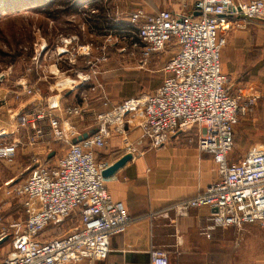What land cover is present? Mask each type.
<instances>
[{
    "label": "built area",
    "instance_id": "1",
    "mask_svg": "<svg viewBox=\"0 0 264 264\" xmlns=\"http://www.w3.org/2000/svg\"><path fill=\"white\" fill-rule=\"evenodd\" d=\"M190 12L133 11L129 22L136 30L135 45L143 46L144 59L170 45L177 51L163 67L162 83L143 99H126L98 115L95 133L78 140L88 130H80L72 120L82 115L90 93L98 92L97 99L108 105L100 84L89 88L88 95L82 92V103L61 106L55 101L13 124L14 133H29L0 144L4 160L12 162L19 147L48 142V135L68 147L53 165L33 157L23 183L9 188L8 194L21 199L25 216L9 222L0 204V241L10 240L0 264H93L106 259L111 236L124 233L133 219L125 204L112 198L103 175L109 166L97 159V152L114 132L128 138L130 128L139 131L151 147L161 146L177 132L194 130L198 149L212 155L215 179L196 196L175 203L178 216L208 207L212 228L230 226L241 231L255 223L264 227V143L255 144L239 161L229 162L234 127L257 95L231 94L221 67L225 33L233 20L263 21L264 0H195ZM87 80L88 75L81 82ZM20 84L28 83L23 79ZM126 150L133 152L132 142H127ZM74 213L78 219L72 229L41 238ZM151 264H169L168 255L154 248Z\"/></svg>",
    "mask_w": 264,
    "mask_h": 264
},
{
    "label": "rangeland",
    "instance_id": "2",
    "mask_svg": "<svg viewBox=\"0 0 264 264\" xmlns=\"http://www.w3.org/2000/svg\"><path fill=\"white\" fill-rule=\"evenodd\" d=\"M57 1L59 4L50 16L39 0H0V144L15 141L21 135L22 131L14 133L13 128L21 116L33 117L67 90L71 94L63 97L69 105L82 103V92L88 95L89 88L97 84L110 95H126L120 103L129 98L143 99L161 84L165 76L163 67L177 46L170 45L144 59L143 46L135 45L138 39L129 22L130 15L137 8L148 13L185 10L195 0H101L95 7L106 5L104 15L118 25L107 35L90 28L89 20L102 13L97 9L92 13L89 6L93 0ZM225 38L221 61L232 89L248 87L252 92L247 91L246 95H257L234 127V145L229 156L232 163L242 159L255 144L264 142V23L253 20L233 25ZM86 75L89 80L81 82ZM23 79L27 85L20 84ZM96 93L89 94L82 115L72 120L80 130L89 132L99 123L101 105L95 99L97 95L93 98ZM91 109L97 113L93 115ZM170 138L193 143L196 135L194 130L180 131ZM47 141L57 158L68 147V143L54 141L50 135ZM104 155L103 148L99 149L97 159ZM15 163L16 159L9 162L0 158V204L12 213L21 211V199L8 194V190L26 178L17 172ZM77 219L78 214H72L55 233L69 231ZM9 248L8 239L0 244V260L7 256Z\"/></svg>",
    "mask_w": 264,
    "mask_h": 264
},
{
    "label": "crops",
    "instance_id": "3",
    "mask_svg": "<svg viewBox=\"0 0 264 264\" xmlns=\"http://www.w3.org/2000/svg\"><path fill=\"white\" fill-rule=\"evenodd\" d=\"M190 9L172 11L190 15ZM244 22L247 21L243 18H235L232 26ZM221 67L224 72L222 61ZM224 73L229 78L231 94L252 92V88L243 86L233 88L234 91L230 76ZM65 92L56 97L61 106L69 105L63 96L71 91ZM96 95L99 93L93 94V98ZM112 95L108 105L95 98L101 105L98 115L120 103L122 97L127 98L126 95L108 96ZM55 111L59 113L58 109ZM90 112L97 113L93 109ZM129 130L128 138L115 132L111 135L100 160L110 166L125 154H132L129 161L106 178V184L112 198L125 204L133 220L124 233L111 236L106 259L93 264H151L154 248L166 252L169 264H264V227L259 223L248 225L241 231L230 226L212 228V211L208 207L194 209L186 216H178L174 210L175 203L196 196L215 179L217 165L210 153L198 149L196 140L192 143L179 138H170L159 147H151L139 131ZM28 133L22 131L21 135L25 137ZM128 141L133 143V152L126 150ZM35 156L50 165L60 158L55 156V150L46 141L35 146H22L15 158L17 172L27 176ZM4 214L9 222L25 216L22 204L21 211L12 213L4 208ZM57 230L53 226L41 238L49 239Z\"/></svg>",
    "mask_w": 264,
    "mask_h": 264
},
{
    "label": "trees",
    "instance_id": "4",
    "mask_svg": "<svg viewBox=\"0 0 264 264\" xmlns=\"http://www.w3.org/2000/svg\"><path fill=\"white\" fill-rule=\"evenodd\" d=\"M68 3H74L77 0H66ZM101 0H93V2L90 4L89 8L91 7V9H97V10H101L102 13H100L98 16H94V18H92V20H89V24H90V28L92 30L97 31L98 34H103V35H107L108 32H113L112 30L115 29L118 25L116 23H113V21L111 19H108L106 17L105 14V6L106 5H101L99 7H95V3L97 6H99L98 2ZM40 4L47 8L48 11V15H52V11L54 8H56L59 4V2L57 0H39ZM66 3V2H65ZM90 14H88L89 16Z\"/></svg>",
    "mask_w": 264,
    "mask_h": 264
},
{
    "label": "water",
    "instance_id": "5",
    "mask_svg": "<svg viewBox=\"0 0 264 264\" xmlns=\"http://www.w3.org/2000/svg\"><path fill=\"white\" fill-rule=\"evenodd\" d=\"M96 130L93 129L89 132L84 133L81 137H79L78 140H81L83 138L88 137L89 135L95 133ZM77 140H75L76 142ZM132 158V154L131 153H127L125 154L123 157H121L120 159H118L116 162H114L112 165H110L109 167H107L104 172L103 175L105 178L113 175L119 168H121L127 161H129ZM4 240L0 241V244L3 242Z\"/></svg>",
    "mask_w": 264,
    "mask_h": 264
}]
</instances>
